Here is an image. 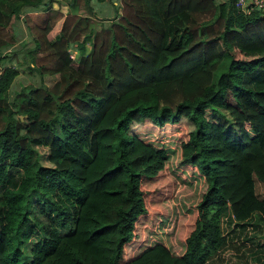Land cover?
<instances>
[{"label": "trees", "instance_id": "1", "mask_svg": "<svg viewBox=\"0 0 264 264\" xmlns=\"http://www.w3.org/2000/svg\"><path fill=\"white\" fill-rule=\"evenodd\" d=\"M91 1L0 0V264H201L223 214L264 222V5L107 0L104 25ZM24 15L32 44L14 40ZM20 65L37 85L13 87ZM178 124L171 163L140 132ZM260 234L246 239L263 251Z\"/></svg>", "mask_w": 264, "mask_h": 264}, {"label": "rangeland", "instance_id": "2", "mask_svg": "<svg viewBox=\"0 0 264 264\" xmlns=\"http://www.w3.org/2000/svg\"><path fill=\"white\" fill-rule=\"evenodd\" d=\"M95 0H92L91 3H93V6L98 5V10H96V7L93 8L95 10V15L101 17L104 19V17H111L114 15V10H113V3H108L107 0H103L100 3L94 2ZM58 2H53L52 5L58 9H61L62 12H64L67 8L61 2V5ZM80 6H82V3L80 2ZM118 10V8H117ZM39 14V13H38ZM44 14V12L41 13V15ZM36 17L37 14H32V17ZM37 18V17H36ZM36 18L34 20H36ZM40 18V17H39ZM31 19V18H30ZM62 19V18H61ZM33 20V21H34ZM38 20V19H37ZM59 21L55 23L54 25L56 28L57 24H59ZM104 25H106L108 22H106V19L102 20ZM16 27L15 33H14V40L15 38L19 41L26 42L28 44H32L30 41L31 39V34L34 33L33 30L29 29L27 27V22L25 21V15L22 19H18L15 21ZM13 24V25H14ZM74 44V42H72ZM85 45L88 46V42L85 41ZM19 47V43H14L12 48L14 47ZM11 48V49H12ZM71 48V47H70ZM76 48V47H75ZM73 49V48H71ZM74 50V55L76 53V50ZM2 57L0 60L1 62H5V59L7 56ZM12 55V52H11ZM236 55L241 56L240 53H236ZM13 62V60H12ZM24 64V62L22 63ZM19 70V75L15 79V83L13 87H17L18 82H23L24 78L27 77L29 81H31L33 84H38L36 83L37 81V76L36 74H30L27 71V68L24 65L18 66ZM32 73V72H31ZM69 74L66 72L62 77H68ZM55 75L49 76L48 74L45 75V78L43 80L44 84L46 86H51L56 80L59 78ZM61 77V76H60ZM26 81V80H25ZM69 82H71V78L69 79ZM11 86V88L13 89ZM17 90V89H16ZM205 116L209 117L208 111L205 112ZM174 129V128H173ZM184 131V126L183 124H178L175 126V130L173 132H170L168 134L159 136L158 134H155L151 131H146L143 130L140 132V135L146 139L149 140L151 143L154 145H165L168 148L174 147L171 155V163H176L177 162V144L179 139L182 137V133ZM39 147V152L41 154V161L43 163H48L45 155L47 152L46 147L44 146H38ZM170 162H168L169 164ZM202 185H200L199 181L195 182V185H179V188L176 192V195L174 197L175 202L177 203L180 211H186L187 206L189 205V208L192 207V198L190 196V190L192 189V196L195 198L197 196L198 191L201 189ZM255 190L258 193V195H264V184L261 182H255ZM227 215L223 214L221 217V228H222V235H223V243L211 254L209 257L205 259V261L201 264H255L256 258H253L254 256H262L264 254V250H256L254 246L250 244V242L246 239V236L255 233V234H260L264 232V222L263 221H258V225L254 227V225H247L245 226L242 222H236L234 219L228 218L229 213L226 212ZM238 223V224H235ZM261 235V234H260ZM167 242V240H166ZM264 258V257H261ZM260 258V259H261Z\"/></svg>", "mask_w": 264, "mask_h": 264}, {"label": "built area", "instance_id": "3", "mask_svg": "<svg viewBox=\"0 0 264 264\" xmlns=\"http://www.w3.org/2000/svg\"><path fill=\"white\" fill-rule=\"evenodd\" d=\"M234 4H235V6L242 8L244 11H247L248 10L247 5L261 7L264 5V0H235ZM22 18H19V19H22ZM68 51H69V56L73 57L74 56V50L69 48Z\"/></svg>", "mask_w": 264, "mask_h": 264}, {"label": "crops", "instance_id": "4", "mask_svg": "<svg viewBox=\"0 0 264 264\" xmlns=\"http://www.w3.org/2000/svg\"><path fill=\"white\" fill-rule=\"evenodd\" d=\"M52 7L55 8L53 5H52ZM34 12H36V13H34ZM37 13H42V11H40V10L38 12L37 11H33V13H31V14H37ZM30 18H31V20L35 19V17L33 18L32 16H30ZM58 26H59V24H57L56 28H54L55 26H53V28L48 32L47 37H49V38L53 37L58 31Z\"/></svg>", "mask_w": 264, "mask_h": 264}]
</instances>
